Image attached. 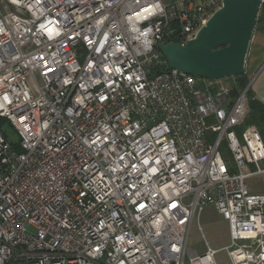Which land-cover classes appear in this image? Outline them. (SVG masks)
I'll list each match as a JSON object with an SVG mask.
<instances>
[{"label":"built area","instance_id":"obj_1","mask_svg":"<svg viewBox=\"0 0 264 264\" xmlns=\"http://www.w3.org/2000/svg\"><path fill=\"white\" fill-rule=\"evenodd\" d=\"M221 5L0 0V264H217L188 247L210 203L232 264H264V192L247 183L264 139L241 127L253 78L157 71L158 44Z\"/></svg>","mask_w":264,"mask_h":264},{"label":"water","instance_id":"obj_2","mask_svg":"<svg viewBox=\"0 0 264 264\" xmlns=\"http://www.w3.org/2000/svg\"><path fill=\"white\" fill-rule=\"evenodd\" d=\"M261 0H222L185 44L159 43L169 68L221 79L245 73Z\"/></svg>","mask_w":264,"mask_h":264},{"label":"rangeland","instance_id":"obj_3","mask_svg":"<svg viewBox=\"0 0 264 264\" xmlns=\"http://www.w3.org/2000/svg\"><path fill=\"white\" fill-rule=\"evenodd\" d=\"M248 72L246 70L244 74L249 77V80L255 77V72L251 74ZM236 77L223 79L230 85L236 81ZM3 128L13 141L18 140V136L10 123L5 122ZM261 165L264 167V161L261 162ZM247 169L250 168L247 167ZM247 183L253 191L264 192V173L252 175L247 179ZM230 242L229 223L218 212L214 204L206 205L201 212L195 214L188 239L189 248L195 250L198 254H203L210 246L217 250L215 254L217 264H232L226 249ZM185 264H191L189 254L185 258Z\"/></svg>","mask_w":264,"mask_h":264},{"label":"crops","instance_id":"obj_4","mask_svg":"<svg viewBox=\"0 0 264 264\" xmlns=\"http://www.w3.org/2000/svg\"><path fill=\"white\" fill-rule=\"evenodd\" d=\"M246 70L255 72L251 85L254 96L264 103V19L256 24L247 56Z\"/></svg>","mask_w":264,"mask_h":264},{"label":"trees","instance_id":"obj_5","mask_svg":"<svg viewBox=\"0 0 264 264\" xmlns=\"http://www.w3.org/2000/svg\"><path fill=\"white\" fill-rule=\"evenodd\" d=\"M262 19H264V3L259 8L256 24L260 22ZM167 67L168 65L165 63L161 67H159L157 71H161L162 69H165ZM235 80L237 81L238 84L236 88L237 90L240 88H244L248 84L249 77L246 76L245 74H242L240 76H237ZM248 96H249V113L247 114L241 127H245L249 124H255L259 128L264 139V103L258 100L254 96V93L251 88L248 91Z\"/></svg>","mask_w":264,"mask_h":264}]
</instances>
